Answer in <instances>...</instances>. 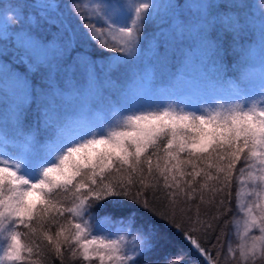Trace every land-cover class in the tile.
Masks as SVG:
<instances>
[{"label": "snow or ice", "instance_id": "1", "mask_svg": "<svg viewBox=\"0 0 264 264\" xmlns=\"http://www.w3.org/2000/svg\"><path fill=\"white\" fill-rule=\"evenodd\" d=\"M246 8L22 0L0 10V264H38L41 238L60 264L65 252L77 264L156 253L154 264H195L190 252L264 264V0L258 16ZM234 181L238 252L231 235L222 243ZM169 229L188 251L172 250ZM119 232L133 248L110 238Z\"/></svg>", "mask_w": 264, "mask_h": 264}, {"label": "rangeland", "instance_id": "2", "mask_svg": "<svg viewBox=\"0 0 264 264\" xmlns=\"http://www.w3.org/2000/svg\"><path fill=\"white\" fill-rule=\"evenodd\" d=\"M22 0H3V3H0V10H4L7 11L9 8H14L16 4L21 3ZM257 2L251 1L249 6H247V8L245 9V11L248 12L249 15H253V16H258L259 15V10L257 8ZM152 30V25L149 24L146 28V32H151ZM242 165H238L237 167H241ZM251 187V185H250ZM238 191V186L236 184V182H233V202H234V219H235V223L234 224H230L228 226V230H227V234L224 240V244H227L229 242V235H231V247L236 250L237 252L239 251V249L237 248L238 244L243 243V239H242V233H243V213L242 211L239 214H235L236 210L239 209L240 203H241V198L236 196V193ZM207 199V197H206ZM251 199V197L249 198ZM233 219V218H232ZM258 234V233H257ZM118 236H123L124 240L122 241L124 247L126 249H131L134 247V242L131 239V237H129L128 235H126L124 232H119L118 234H113L110 238L112 239H116L118 238ZM3 242V236H0V245H2ZM131 254V253H130ZM0 255H2V253H0ZM224 255V251H221V257H223ZM93 264H98V262L94 261Z\"/></svg>", "mask_w": 264, "mask_h": 264}, {"label": "trees", "instance_id": "3", "mask_svg": "<svg viewBox=\"0 0 264 264\" xmlns=\"http://www.w3.org/2000/svg\"><path fill=\"white\" fill-rule=\"evenodd\" d=\"M254 1L257 2V0H245V3L247 6H249L250 2ZM162 184V181H161ZM232 192H233V186H232ZM230 207L233 208V212L229 213V219L231 220L234 216V202L230 204ZM163 224V222H161ZM167 228V226L165 225ZM21 231H25V229H20ZM228 226L224 228V236L222 237V243H224L226 234H227ZM55 229L53 228V232ZM169 232L172 237V250L178 251V250H185L188 251V247L186 243L183 241L182 237L179 235V233H176L175 230L169 229ZM32 239H36L35 237H32ZM37 243L41 245L42 255L36 256L34 255L32 257L33 261H37L38 264H60V260L58 258L54 257V253L51 251L50 246L47 244L46 241H43L42 238L36 240ZM219 247V246H218ZM210 251H216V249H209ZM222 251V250H221ZM190 259L195 262V264H203V262L200 260L199 257L195 255V253H189ZM160 257L159 253L156 254H146L143 256H140L136 260V264H154V262ZM63 264H77V262L70 258L69 253L65 252V259Z\"/></svg>", "mask_w": 264, "mask_h": 264}]
</instances>
